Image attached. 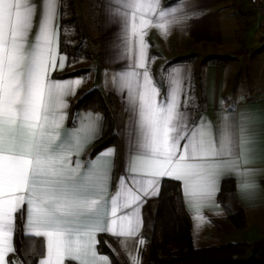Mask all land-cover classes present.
Returning <instances> with one entry per match:
<instances>
[{
    "label": "snow or ice",
    "instance_id": "snow-or-ice-1",
    "mask_svg": "<svg viewBox=\"0 0 264 264\" xmlns=\"http://www.w3.org/2000/svg\"><path fill=\"white\" fill-rule=\"evenodd\" d=\"M115 3L125 54L133 56L115 83L135 116V140L109 214L108 201L99 194L107 190L110 170L90 161L81 171L72 153L82 138L70 131L62 136L66 117L56 115L67 107L63 96L72 88L51 78L65 65L64 58L57 60L54 24L60 0H0V264H13L10 254H18L13 243L18 223L25 236L46 238L47 259L38 264H64L65 257L88 264L83 257H95L98 232L138 236L140 202L158 196L164 178L182 182L186 202L197 211V227L205 222L201 205L213 199L222 178L235 176L249 187L251 137L243 127L234 132L231 109L215 124L206 117L191 120L181 106L182 70L173 69L165 87L147 68L146 29L155 19L163 21L155 26L166 33L180 6L161 8L160 0ZM88 130L94 132L95 124ZM113 154L110 149L102 155Z\"/></svg>",
    "mask_w": 264,
    "mask_h": 264
},
{
    "label": "crops",
    "instance_id": "crops-1",
    "mask_svg": "<svg viewBox=\"0 0 264 264\" xmlns=\"http://www.w3.org/2000/svg\"><path fill=\"white\" fill-rule=\"evenodd\" d=\"M171 4L180 6L175 19L167 27L166 33L155 26L163 21L153 20V25L145 31V42L148 45L147 68L157 84L164 82L169 86V77L173 69H181L184 78L183 91L180 95L182 110L190 114L191 120L206 117L214 124L221 112L231 116L233 130L239 133L243 127L251 137V152L247 169L252 176L246 181L248 188H243L235 176V194L239 206L244 213L245 224L241 228H222L216 225L223 223L225 212L217 199V194L210 202L204 203L199 209V215L205 217V222L198 225L194 219L197 215L195 207L190 206L180 190L184 208L191 223L192 240L195 246H206L226 241H256L264 238V36L256 33V29L246 10V0H160V7ZM110 5V7H106ZM115 0H100L96 17V36L98 38V56L93 63L95 74L91 77L73 75L58 76V73L69 70L68 59L59 49V14L54 24L57 29V60L64 58L65 65L57 67L51 73V78L63 84H71L69 93L63 96L67 107L57 110L56 115H65L61 127V135L65 132L79 133L82 143L79 149H74L72 160L79 161L84 171L90 161L105 170H110L107 190L101 194L108 201L107 211L110 214V198L114 195L119 179L125 175V167L135 140V116L129 111L127 96L121 92L115 83L119 73L126 71L133 64V56L125 54L123 31L119 18L114 15ZM147 18H152L150 15ZM172 19V18H169ZM203 64L201 60L211 57ZM178 57H186L176 60ZM199 60V61H197ZM198 64L200 77L193 76L194 67ZM56 73V74H55ZM80 80L76 85L74 82ZM98 88L105 96L111 92L116 95L121 104L115 111V131L118 145L108 144L93 155L87 151L92 142L101 132L104 117L99 110L80 109L75 117L70 118V103L83 90ZM163 95V90H162ZM202 106V107H200ZM100 119L95 121V117ZM91 118V119H90ZM95 124L94 132H89V123ZM114 150L113 155H102L107 150ZM115 172V179H114ZM223 179V178H222ZM222 181V180H221ZM219 184V189L221 185ZM160 181V186H161ZM219 191V190H218ZM96 198V193H89ZM151 197H145L140 202L138 214L141 217V228L137 237H115L107 232L96 234L97 243L94 246L95 257L88 253L83 258L88 264H111L107 253L98 248L99 235H106L108 246L121 252L129 264H139V251L142 237L143 206ZM104 206H102V211ZM18 225V224H17ZM16 225V226H17ZM21 226V225H20ZM22 232L24 229L21 227ZM16 230V227H15ZM15 235V233H14ZM41 243L43 255H38L35 264L40 259H47L46 238L30 237ZM14 243V237H13ZM81 264L79 259L65 257L64 264Z\"/></svg>",
    "mask_w": 264,
    "mask_h": 264
},
{
    "label": "trees",
    "instance_id": "trees-1",
    "mask_svg": "<svg viewBox=\"0 0 264 264\" xmlns=\"http://www.w3.org/2000/svg\"><path fill=\"white\" fill-rule=\"evenodd\" d=\"M66 2V0H60L59 49L66 54L68 63L79 58L82 52L84 56L91 58V50L83 45L82 39L74 42L75 37L67 36L65 32L66 27L78 24L77 17L65 15L66 10L72 5L68 0V9H65ZM81 34L84 38L83 33ZM184 58L186 57H178L176 60ZM211 58L212 56L203 58L201 64ZM87 71V67H79L60 72L58 76L82 75ZM195 77H200L199 70L196 71ZM120 104L121 100L116 95L109 92L105 96L96 87L81 91L71 101L70 118L75 117L80 109L87 108L99 110L104 117L102 132L92 142L87 151L88 155H93L108 144L118 145L113 113L117 111ZM262 185L264 187V179ZM217 199L224 209L225 217L223 223L216 225L222 228L243 227L244 213L236 199L233 178L222 179ZM142 214L144 244L139 251V264H264V238L252 242L226 241L195 246L192 240L190 219L183 205L180 184L174 179H162L159 195L146 201ZM108 238L110 237L99 235V250L108 254L111 264H128L121 252H115L108 246ZM14 246L18 249V254H10L13 264H21L22 260L26 264H35L38 253L42 252L41 243L25 236L19 223L15 230ZM68 263L74 264L73 262Z\"/></svg>",
    "mask_w": 264,
    "mask_h": 264
},
{
    "label": "rangeland",
    "instance_id": "rangeland-1",
    "mask_svg": "<svg viewBox=\"0 0 264 264\" xmlns=\"http://www.w3.org/2000/svg\"><path fill=\"white\" fill-rule=\"evenodd\" d=\"M65 9L67 8L68 0H66ZM72 5L70 9L66 10V16L77 17L78 19V28L76 25L69 26L65 28L67 36H73L75 39L74 42H79L80 39L83 41V45L88 47L91 50V58L84 56L82 52L80 57L76 60L71 61L69 70L76 69L79 67H87L88 71L82 75L84 77H91L95 74V67L93 63L97 60L98 55V38L96 36V17L98 10V3L100 0H70ZM78 29H81L80 31ZM84 38H82V34ZM82 36V37H81ZM78 40H77V39ZM84 46V47H85ZM199 61V60H197ZM192 71L193 76L196 75V71L199 69L198 64L194 67ZM128 262V261H127ZM129 264V263H128Z\"/></svg>",
    "mask_w": 264,
    "mask_h": 264
},
{
    "label": "built area",
    "instance_id": "built-area-1",
    "mask_svg": "<svg viewBox=\"0 0 264 264\" xmlns=\"http://www.w3.org/2000/svg\"><path fill=\"white\" fill-rule=\"evenodd\" d=\"M246 10L256 29V33L264 36V0H246Z\"/></svg>",
    "mask_w": 264,
    "mask_h": 264
}]
</instances>
